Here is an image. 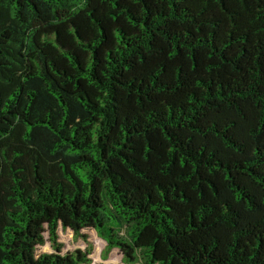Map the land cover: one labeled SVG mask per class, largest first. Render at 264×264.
<instances>
[{"label": "trees", "instance_id": "trees-1", "mask_svg": "<svg viewBox=\"0 0 264 264\" xmlns=\"http://www.w3.org/2000/svg\"><path fill=\"white\" fill-rule=\"evenodd\" d=\"M60 226L264 264V0H0V264H92Z\"/></svg>", "mask_w": 264, "mask_h": 264}, {"label": "rangeland", "instance_id": "rangeland-1", "mask_svg": "<svg viewBox=\"0 0 264 264\" xmlns=\"http://www.w3.org/2000/svg\"><path fill=\"white\" fill-rule=\"evenodd\" d=\"M82 234L87 235L88 239L84 240L76 236L73 230H65L63 226H60L59 236L60 242L64 245L63 254L75 252L76 250L85 251V249L92 246V264H126L124 256L118 250L112 251L108 257L105 256L107 242L99 236L96 230L84 229ZM41 250L47 253L53 252L50 243H47Z\"/></svg>", "mask_w": 264, "mask_h": 264}]
</instances>
